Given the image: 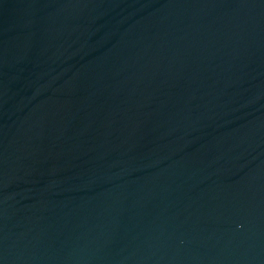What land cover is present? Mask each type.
I'll use <instances>...</instances> for the list:
<instances>
[{
  "label": "water",
  "instance_id": "95a60500",
  "mask_svg": "<svg viewBox=\"0 0 264 264\" xmlns=\"http://www.w3.org/2000/svg\"><path fill=\"white\" fill-rule=\"evenodd\" d=\"M0 264H264V0H0Z\"/></svg>",
  "mask_w": 264,
  "mask_h": 264
}]
</instances>
